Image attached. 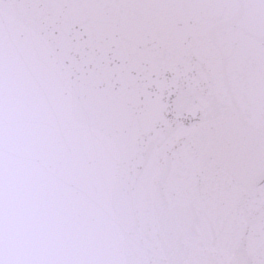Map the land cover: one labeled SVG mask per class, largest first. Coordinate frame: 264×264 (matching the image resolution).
Instances as JSON below:
<instances>
[{
	"label": "snow or ice",
	"instance_id": "snow-or-ice-1",
	"mask_svg": "<svg viewBox=\"0 0 264 264\" xmlns=\"http://www.w3.org/2000/svg\"><path fill=\"white\" fill-rule=\"evenodd\" d=\"M0 264H264V0H0Z\"/></svg>",
	"mask_w": 264,
	"mask_h": 264
}]
</instances>
